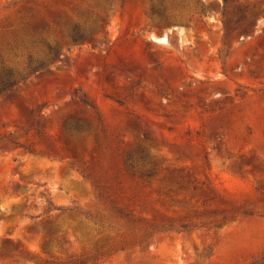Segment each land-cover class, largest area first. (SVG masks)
Returning <instances> with one entry per match:
<instances>
[{
    "label": "rangeland",
    "instance_id": "1",
    "mask_svg": "<svg viewBox=\"0 0 264 264\" xmlns=\"http://www.w3.org/2000/svg\"><path fill=\"white\" fill-rule=\"evenodd\" d=\"M15 78L0 264H264V0H0Z\"/></svg>",
    "mask_w": 264,
    "mask_h": 264
},
{
    "label": "trees",
    "instance_id": "2",
    "mask_svg": "<svg viewBox=\"0 0 264 264\" xmlns=\"http://www.w3.org/2000/svg\"><path fill=\"white\" fill-rule=\"evenodd\" d=\"M223 3H226L227 0H222ZM84 38V34L81 33L77 28L75 31H73V33L70 35L69 37V41L72 43V44H77L79 42L82 41V39ZM55 55L53 56V58H57L59 56H57L56 53H54ZM44 61L43 62H39V63H36V64H29L27 66V73L31 74V73H35L39 70H41L45 65H44ZM17 78L15 79H12V80H7L5 83H3L1 86H0V90H6V89H9L11 88L12 86H14L17 82ZM51 210H48L46 211L47 213L50 212Z\"/></svg>",
    "mask_w": 264,
    "mask_h": 264
},
{
    "label": "water",
    "instance_id": "3",
    "mask_svg": "<svg viewBox=\"0 0 264 264\" xmlns=\"http://www.w3.org/2000/svg\"><path fill=\"white\" fill-rule=\"evenodd\" d=\"M166 36V33L164 30L160 31V34L157 36L159 39L164 38Z\"/></svg>",
    "mask_w": 264,
    "mask_h": 264
},
{
    "label": "bare ground",
    "instance_id": "4",
    "mask_svg": "<svg viewBox=\"0 0 264 264\" xmlns=\"http://www.w3.org/2000/svg\"><path fill=\"white\" fill-rule=\"evenodd\" d=\"M158 42H160V43H165L166 40H165V38H161V39H158Z\"/></svg>",
    "mask_w": 264,
    "mask_h": 264
}]
</instances>
